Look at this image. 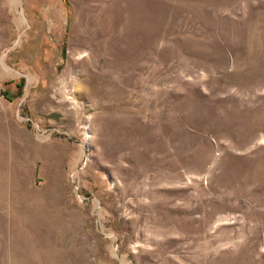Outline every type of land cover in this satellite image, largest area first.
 Returning a JSON list of instances; mask_svg holds the SVG:
<instances>
[{"label":"rangeland","instance_id":"rangeland-1","mask_svg":"<svg viewBox=\"0 0 264 264\" xmlns=\"http://www.w3.org/2000/svg\"><path fill=\"white\" fill-rule=\"evenodd\" d=\"M0 264H264V0H0Z\"/></svg>","mask_w":264,"mask_h":264}]
</instances>
